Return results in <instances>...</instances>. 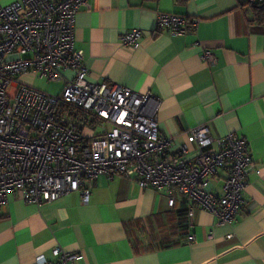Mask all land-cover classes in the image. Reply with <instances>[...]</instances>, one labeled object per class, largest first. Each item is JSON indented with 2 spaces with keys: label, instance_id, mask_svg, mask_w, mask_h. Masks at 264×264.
I'll return each instance as SVG.
<instances>
[{
  "label": "crops",
  "instance_id": "1",
  "mask_svg": "<svg viewBox=\"0 0 264 264\" xmlns=\"http://www.w3.org/2000/svg\"><path fill=\"white\" fill-rule=\"evenodd\" d=\"M158 12L198 24L183 35L156 32ZM132 28L143 33L137 48L120 43ZM75 49L89 81L160 101L158 127L173 139L172 150L205 124L215 138L243 136L259 173H249L230 224L198 206L184 223V199L170 209L164 189H141L125 177L99 176L87 202L71 192L37 205L9 192L0 211V264H31L39 253L53 261L56 245L82 254L73 264H264V23L253 19L252 7L239 0H86L75 16ZM204 49L214 65L202 61ZM187 146L194 156L195 146Z\"/></svg>",
  "mask_w": 264,
  "mask_h": 264
},
{
  "label": "built area",
  "instance_id": "2",
  "mask_svg": "<svg viewBox=\"0 0 264 264\" xmlns=\"http://www.w3.org/2000/svg\"><path fill=\"white\" fill-rule=\"evenodd\" d=\"M85 3L0 4V211L12 191L37 205L71 192L87 202L99 176L125 177L141 189H164L170 209L178 197L184 199L188 217L198 206L218 223H232L243 206L249 173H259L248 141L234 132L215 138L199 124L187 133L196 151L190 157L187 143L172 150L173 139L159 130L160 101L149 92L89 81L83 52L75 49V16ZM197 24L182 14L158 12L154 30L176 36ZM142 34L132 28L120 43L137 48ZM201 59L216 62L210 49ZM65 71L72 75L64 78ZM30 73L63 81L60 92L52 95L14 80ZM52 253L55 260L39 253L31 264H73L82 258L58 245Z\"/></svg>",
  "mask_w": 264,
  "mask_h": 264
},
{
  "label": "rangeland",
  "instance_id": "3",
  "mask_svg": "<svg viewBox=\"0 0 264 264\" xmlns=\"http://www.w3.org/2000/svg\"><path fill=\"white\" fill-rule=\"evenodd\" d=\"M14 80H16L17 82L30 85L32 87H35L52 95L58 94L62 86L60 81H56V82L47 81L43 78H40L38 75L34 73L16 76L14 77ZM86 134L87 133L85 132V135Z\"/></svg>",
  "mask_w": 264,
  "mask_h": 264
},
{
  "label": "trees",
  "instance_id": "4",
  "mask_svg": "<svg viewBox=\"0 0 264 264\" xmlns=\"http://www.w3.org/2000/svg\"><path fill=\"white\" fill-rule=\"evenodd\" d=\"M239 2L243 5L249 4L253 10V19L257 21L258 23H264V0H260V1L253 2V3L248 0H239ZM181 209H182V212H184V223H186L187 221L185 220V216H186L185 206ZM181 225H184V224L181 223Z\"/></svg>",
  "mask_w": 264,
  "mask_h": 264
}]
</instances>
